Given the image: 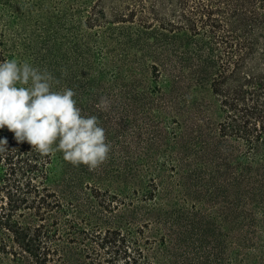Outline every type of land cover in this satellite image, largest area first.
<instances>
[{"label":"trees","instance_id":"obj_1","mask_svg":"<svg viewBox=\"0 0 264 264\" xmlns=\"http://www.w3.org/2000/svg\"><path fill=\"white\" fill-rule=\"evenodd\" d=\"M16 52L111 151L0 129V264H264V0H0Z\"/></svg>","mask_w":264,"mask_h":264},{"label":"clouds","instance_id":"obj_2","mask_svg":"<svg viewBox=\"0 0 264 264\" xmlns=\"http://www.w3.org/2000/svg\"><path fill=\"white\" fill-rule=\"evenodd\" d=\"M60 84L47 69L16 59L0 62V129L7 128L17 143L27 142L42 156L60 152L73 166L95 170L111 151L106 131L95 115L85 116L76 92ZM0 139V153L7 150Z\"/></svg>","mask_w":264,"mask_h":264},{"label":"rangeland","instance_id":"obj_3","mask_svg":"<svg viewBox=\"0 0 264 264\" xmlns=\"http://www.w3.org/2000/svg\"><path fill=\"white\" fill-rule=\"evenodd\" d=\"M18 28L16 27V30H17ZM11 36H13V35H11ZM14 37V36H13ZM11 59H16L17 61H18V59H19V54H17V52L16 53H13L10 57H8V59L7 60H11Z\"/></svg>","mask_w":264,"mask_h":264}]
</instances>
